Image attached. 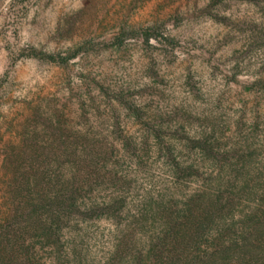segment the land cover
<instances>
[{
    "label": "rangeland",
    "instance_id": "obj_1",
    "mask_svg": "<svg viewBox=\"0 0 264 264\" xmlns=\"http://www.w3.org/2000/svg\"><path fill=\"white\" fill-rule=\"evenodd\" d=\"M202 141L264 170V0H0V225L27 181H71L90 142L117 181L87 203L124 200L120 218L69 217L60 248L28 238L39 264L73 247L103 264L133 218L146 250L145 205L217 171Z\"/></svg>",
    "mask_w": 264,
    "mask_h": 264
},
{
    "label": "trees",
    "instance_id": "obj_2",
    "mask_svg": "<svg viewBox=\"0 0 264 264\" xmlns=\"http://www.w3.org/2000/svg\"><path fill=\"white\" fill-rule=\"evenodd\" d=\"M149 35L144 32L145 37ZM201 143L205 154L217 162L215 174L181 201L145 205L142 220L154 217L160 221L159 230L148 237L147 249L137 244L134 231L141 219L133 218L103 264H126L122 262L125 255L129 256L127 264H264V170L245 168L244 155L217 154L206 142ZM95 145L84 146L71 181L53 182L44 177L40 190L37 182L24 184L12 216L0 225V264H39L34 246L24 243L35 237L62 247L60 228L69 217H121L124 200L120 197L87 203L91 189L105 185L103 175L110 184L117 181V172L106 168V158ZM232 158L236 162L231 163ZM175 173L199 176L193 166L175 167ZM57 264H86V254L73 247L70 255L59 256Z\"/></svg>",
    "mask_w": 264,
    "mask_h": 264
}]
</instances>
